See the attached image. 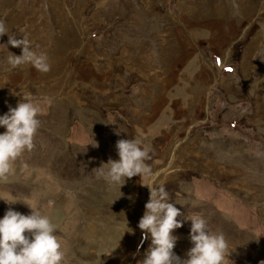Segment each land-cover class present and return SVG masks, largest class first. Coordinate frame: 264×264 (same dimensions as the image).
I'll use <instances>...</instances> for the list:
<instances>
[{
    "label": "rangeland",
    "instance_id": "rangeland-1",
    "mask_svg": "<svg viewBox=\"0 0 264 264\" xmlns=\"http://www.w3.org/2000/svg\"><path fill=\"white\" fill-rule=\"evenodd\" d=\"M0 23V114L20 91L40 106L0 196L49 217L62 264H141L150 177L110 190L96 174L122 138L147 149L177 219L224 235V264L264 261V0H0ZM9 35L49 71L9 66ZM9 207L32 211L0 198V217ZM190 227L173 230L181 258Z\"/></svg>",
    "mask_w": 264,
    "mask_h": 264
},
{
    "label": "clouds",
    "instance_id": "clouds-1",
    "mask_svg": "<svg viewBox=\"0 0 264 264\" xmlns=\"http://www.w3.org/2000/svg\"><path fill=\"white\" fill-rule=\"evenodd\" d=\"M6 32L0 23V35ZM7 44L21 47L19 55L7 56L9 66L15 68L30 64L38 72L49 71L47 54L34 50L26 35L20 38L9 35ZM20 94L22 98L16 106H9L7 112L0 114V126L5 128V131L0 132V177L10 173L12 162L25 149L33 147V137L40 123L39 104L30 95L22 91ZM89 144L98 146V142L93 143L91 140L87 142ZM115 147L118 159L109 158L96 167V174L105 180L110 190L117 186L121 189L126 178L139 175L142 181L145 175L150 177L148 183L141 182L149 189V199L137 226L143 230V239L150 237L141 264H224L227 248L224 235L211 231L206 220L197 215L184 216V220L191 221V246L185 257L181 258L173 251L178 238L173 230L184 223V220L177 219L182 214L181 209L169 200L163 183L156 182L157 174L145 163L148 151L140 142L122 138L116 141ZM0 198L9 203L24 201L32 209L30 214H23L9 207L0 217V264H62L64 254L49 217L28 201ZM126 230L132 231L130 228ZM260 264H264V261Z\"/></svg>",
    "mask_w": 264,
    "mask_h": 264
}]
</instances>
